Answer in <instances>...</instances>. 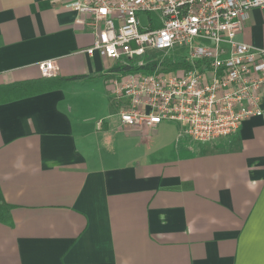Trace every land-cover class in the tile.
<instances>
[{
  "label": "crops",
  "instance_id": "obj_1",
  "mask_svg": "<svg viewBox=\"0 0 264 264\" xmlns=\"http://www.w3.org/2000/svg\"><path fill=\"white\" fill-rule=\"evenodd\" d=\"M63 2L0 0V85L80 76L0 103V264H264V112L209 142L121 126L94 86L119 62L82 52L89 16ZM238 39L264 49V6Z\"/></svg>",
  "mask_w": 264,
  "mask_h": 264
},
{
  "label": "built area",
  "instance_id": "obj_2",
  "mask_svg": "<svg viewBox=\"0 0 264 264\" xmlns=\"http://www.w3.org/2000/svg\"><path fill=\"white\" fill-rule=\"evenodd\" d=\"M89 17L92 44L82 50L151 69L116 73L110 80L120 104L121 126L153 128L164 121L209 142L236 133L241 123L264 112V49L238 39L249 11L264 0H64ZM158 14L161 24L142 27L138 14ZM186 47L188 57L167 61L149 55ZM174 62L179 67L164 70ZM42 75L54 60L39 63Z\"/></svg>",
  "mask_w": 264,
  "mask_h": 264
},
{
  "label": "trees",
  "instance_id": "obj_3",
  "mask_svg": "<svg viewBox=\"0 0 264 264\" xmlns=\"http://www.w3.org/2000/svg\"><path fill=\"white\" fill-rule=\"evenodd\" d=\"M155 63H148L144 66H134L128 63H118L110 68L108 72H134L142 69H151ZM179 67L178 62L164 65V70L169 71ZM80 77V76H77ZM77 77H63L60 75H54L50 77H40L30 80H24L19 82H13L6 85H0V103L10 101L15 98L31 95L34 93L51 90L63 84L64 82ZM10 206L4 201L0 191V222L11 224V218L9 213Z\"/></svg>",
  "mask_w": 264,
  "mask_h": 264
},
{
  "label": "rangeland",
  "instance_id": "obj_4",
  "mask_svg": "<svg viewBox=\"0 0 264 264\" xmlns=\"http://www.w3.org/2000/svg\"><path fill=\"white\" fill-rule=\"evenodd\" d=\"M138 17H139L140 24L142 27L149 26V22H150L149 19L152 20L153 25L155 27H158L161 24L160 18L158 14L156 13H152V14L140 13L138 14ZM148 53L152 57L164 58L167 61H172V60L179 61L185 57H188V51L186 47H174L173 49H170L166 52H163V51L150 52L149 51ZM110 80L111 78L109 79V77L108 78L105 77V80H103L102 82H99L98 84H95L94 86L102 87L108 93V95H110L109 92L105 89L106 87L109 86ZM93 89L96 90L95 87H93Z\"/></svg>",
  "mask_w": 264,
  "mask_h": 264
}]
</instances>
